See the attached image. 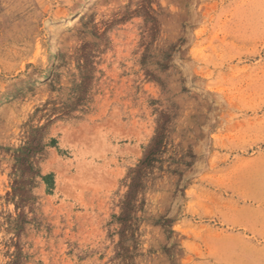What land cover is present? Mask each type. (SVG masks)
Returning <instances> with one entry per match:
<instances>
[{
    "label": "rangeland",
    "instance_id": "1",
    "mask_svg": "<svg viewBox=\"0 0 264 264\" xmlns=\"http://www.w3.org/2000/svg\"><path fill=\"white\" fill-rule=\"evenodd\" d=\"M0 264H264V0H0Z\"/></svg>",
    "mask_w": 264,
    "mask_h": 264
}]
</instances>
